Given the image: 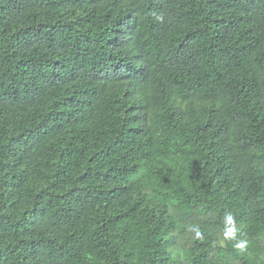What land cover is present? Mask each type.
Listing matches in <instances>:
<instances>
[{
	"label": "trees",
	"instance_id": "1",
	"mask_svg": "<svg viewBox=\"0 0 264 264\" xmlns=\"http://www.w3.org/2000/svg\"><path fill=\"white\" fill-rule=\"evenodd\" d=\"M0 264H264V0H0Z\"/></svg>",
	"mask_w": 264,
	"mask_h": 264
}]
</instances>
